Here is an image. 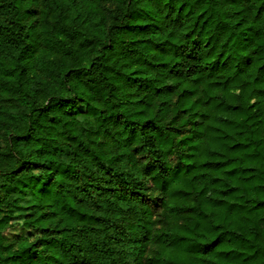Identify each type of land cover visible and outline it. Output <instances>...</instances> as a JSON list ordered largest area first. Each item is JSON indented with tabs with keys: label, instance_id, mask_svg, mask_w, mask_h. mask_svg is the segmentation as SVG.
I'll return each mask as SVG.
<instances>
[{
	"label": "clouds",
	"instance_id": "clouds-1",
	"mask_svg": "<svg viewBox=\"0 0 264 264\" xmlns=\"http://www.w3.org/2000/svg\"><path fill=\"white\" fill-rule=\"evenodd\" d=\"M0 264H264V0H0Z\"/></svg>",
	"mask_w": 264,
	"mask_h": 264
}]
</instances>
